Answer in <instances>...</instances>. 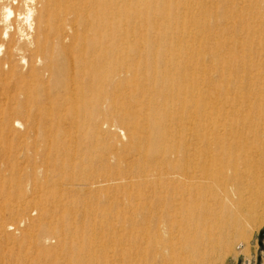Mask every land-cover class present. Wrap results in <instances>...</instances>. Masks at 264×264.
Instances as JSON below:
<instances>
[{"label":"bare ground","instance_id":"6f19581e","mask_svg":"<svg viewBox=\"0 0 264 264\" xmlns=\"http://www.w3.org/2000/svg\"><path fill=\"white\" fill-rule=\"evenodd\" d=\"M260 19L264 0H0V199L15 200L2 205L11 219L36 215L27 227L0 217V264H212L244 238L243 209L252 225L264 220L261 190L245 201L224 173L264 169V100L256 85L230 80L244 78L243 60L223 58L207 28ZM196 36L200 50L184 40ZM109 123L123 129L119 149L90 176L65 154L73 135L59 136L68 127L99 142ZM134 175L156 200L143 197L140 209L178 211L179 227L163 219L118 237L56 218L75 195Z\"/></svg>","mask_w":264,"mask_h":264},{"label":"rangeland","instance_id":"374dc122","mask_svg":"<svg viewBox=\"0 0 264 264\" xmlns=\"http://www.w3.org/2000/svg\"><path fill=\"white\" fill-rule=\"evenodd\" d=\"M187 20H189V18H185L182 22ZM234 23L235 22L227 20L219 22L210 21L207 28L216 35L215 41H219L224 44L225 51L223 53V58L228 55H232L234 58L243 60V68L240 72H237L236 75L244 74V78L231 77L230 80L232 82H249L256 85L264 100V20H250L241 22V24ZM235 27H238L235 37L231 38L227 34L217 33L218 29L232 30ZM192 33L194 32L191 31V34ZM133 39H136V37L132 36L130 41ZM178 39L182 38L178 36ZM184 40H186L188 46L194 50L202 49V47H198V43L200 45L201 42H203L202 37H185ZM192 40L193 42H191ZM235 43L241 47L237 53H235ZM211 50L212 47H209L207 52H210ZM209 73L210 75L212 74V72ZM231 73L232 72H228V74ZM197 83L201 82L197 81ZM119 127L120 126H118L117 123H109L107 128L103 129L104 139L99 142L90 141L89 134L84 130L76 131L68 127L60 134L59 137L60 140L64 142V140H67L66 137L69 134L73 135L72 139L65 141L63 144V149L66 151L65 154L69 157V159L73 158L71 159L73 161L72 163L77 165L80 170L84 173L90 174V176H93L96 171L100 170L98 162H100L101 156L112 148H117V150L119 149V132L121 131L123 133V129L121 128L119 130ZM7 139V145L15 143L11 141L12 136L8 135ZM232 156L236 157L237 153L233 151ZM150 164L152 168L157 167L156 162ZM112 168H115L114 164L112 165ZM116 169L121 170L122 173L126 172V174H129L131 171L128 167H125V165H120L115 168V170ZM0 170H2L3 173L5 167L0 168ZM145 170H148V168L145 167ZM100 171L102 172V170ZM241 172L242 169L238 167H231L224 172L228 177V184L234 189L235 193L237 195L240 194V196H243L245 201L250 202L248 198L253 195L256 190H261L259 197L264 199V169H261L254 177L249 174L241 175ZM261 173H263L262 176ZM137 177L138 175H134V177L131 178L133 180L131 181V184L129 183L130 185H128L127 182L126 184H120L118 186H102V191H99V193L96 194H77L71 199V203L69 205H63L62 207L56 209L55 216H57L56 218H62L68 215L74 223L73 227H86L91 225H94L95 227H105L107 229L111 227L116 231V235L118 237L122 234V232H120V228L122 227H155V225L159 224L163 221V219L165 220V226H167L169 221H174V225H172V227H179L178 221L181 218L178 211L172 209L167 211L168 209H166L165 211L167 212L161 213L159 211L150 212L142 211L140 209L139 205L143 204L145 200L150 203H153L156 200L153 195H150L151 190L144 189L145 184L140 183V180ZM143 197L145 200H143ZM11 200V198L0 199V212L2 213L0 214V217H2L1 221L3 219L7 225L11 224V227H27V225H29L28 219L33 216L34 218L32 219H35L36 215L31 213L28 214V217L22 216L11 219L9 217V209H6V211L2 209V205H7L8 202L14 203L15 200ZM258 212L259 211L255 212V214L260 217L261 213L259 212L258 214ZM240 216L236 223L241 226V228H244V238H237L236 236V238L231 239V246L228 251L221 257L219 256L221 251L216 252L217 255L214 256L212 264H264V220L260 217L261 221L252 225L248 221V213L246 209L242 210ZM144 217L145 219L147 218L146 221L149 220L148 223L141 220ZM19 221H22V224H20ZM142 222L144 223L142 224ZM241 223L242 225H240ZM217 231H220V229L215 230L216 233Z\"/></svg>","mask_w":264,"mask_h":264}]
</instances>
